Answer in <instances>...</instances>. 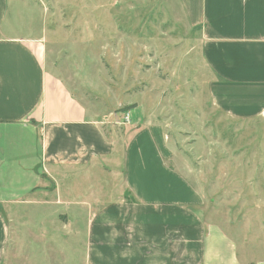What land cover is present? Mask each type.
Wrapping results in <instances>:
<instances>
[{
  "label": "crops",
  "instance_id": "obj_1",
  "mask_svg": "<svg viewBox=\"0 0 264 264\" xmlns=\"http://www.w3.org/2000/svg\"><path fill=\"white\" fill-rule=\"evenodd\" d=\"M10 1L0 0V264L10 243L3 213L15 218L22 206L72 212L58 219L62 231L82 218L84 264H264V188L238 189L252 206L234 211L172 165L175 148L159 126L129 138L108 130L47 69L44 32L18 26ZM179 3L198 34L211 107L263 118L264 0Z\"/></svg>",
  "mask_w": 264,
  "mask_h": 264
},
{
  "label": "rangeland",
  "instance_id": "obj_2",
  "mask_svg": "<svg viewBox=\"0 0 264 264\" xmlns=\"http://www.w3.org/2000/svg\"><path fill=\"white\" fill-rule=\"evenodd\" d=\"M10 2L18 26L44 32L47 69L108 130L129 138L159 126L175 148V168L194 172L192 182L216 191V199L228 200L230 209L250 211L253 196L238 189L264 188V117L233 120L211 107L207 73L195 49L198 34L179 0ZM125 112L129 123L117 126L114 117ZM221 186L229 188L227 195ZM61 210L22 206L15 218L10 209L4 211L10 240L4 264H84L82 218L62 231L59 224L72 212ZM60 232L67 242H58Z\"/></svg>",
  "mask_w": 264,
  "mask_h": 264
},
{
  "label": "built area",
  "instance_id": "obj_3",
  "mask_svg": "<svg viewBox=\"0 0 264 264\" xmlns=\"http://www.w3.org/2000/svg\"><path fill=\"white\" fill-rule=\"evenodd\" d=\"M129 121H130V117H129V114L127 112L117 114L114 117V122L117 126L127 124V123H129Z\"/></svg>",
  "mask_w": 264,
  "mask_h": 264
}]
</instances>
